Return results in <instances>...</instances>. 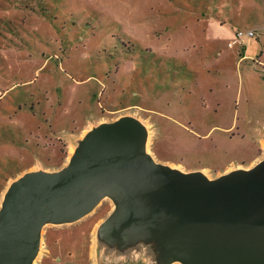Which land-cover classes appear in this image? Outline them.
<instances>
[{"label": "rangeland", "instance_id": "obj_1", "mask_svg": "<svg viewBox=\"0 0 264 264\" xmlns=\"http://www.w3.org/2000/svg\"><path fill=\"white\" fill-rule=\"evenodd\" d=\"M123 116L182 171L215 178L264 158V0H0V204L16 178L59 169L86 132ZM112 207L105 196L44 224L32 264L70 233L109 264L121 247L98 229ZM134 243L136 264H162L154 242ZM74 251L60 264H79Z\"/></svg>", "mask_w": 264, "mask_h": 264}, {"label": "water", "instance_id": "obj_2", "mask_svg": "<svg viewBox=\"0 0 264 264\" xmlns=\"http://www.w3.org/2000/svg\"><path fill=\"white\" fill-rule=\"evenodd\" d=\"M98 233L126 250L155 243L162 264H264V158L208 178L156 161L131 116L86 132L54 171L23 173L0 204V264H32L46 223L74 222L103 197Z\"/></svg>", "mask_w": 264, "mask_h": 264}, {"label": "crops", "instance_id": "obj_3", "mask_svg": "<svg viewBox=\"0 0 264 264\" xmlns=\"http://www.w3.org/2000/svg\"><path fill=\"white\" fill-rule=\"evenodd\" d=\"M261 133L264 132V122H263V127L260 131ZM260 133V134H261ZM258 144L260 147H264V133H262L261 137H258ZM74 233H70L68 236H61L60 239H56L55 242H52V244H50V250L52 251V253L57 254L54 257H49L44 259V261L42 262V264H60V261L64 258V253H65V248L66 247H72L74 248V257L77 260V262H79V264H83L85 262V260H89L90 263L89 264H101V259H99L98 257L94 256L93 254L89 255V257H87L85 255V253L79 249V245L77 246L76 243L72 245V241L74 239H78L75 238L76 236H74ZM69 236L71 238V240L69 239ZM47 252H49L48 249H46ZM84 253V254H83ZM112 254V253H111ZM116 256L109 255L110 256L108 261L109 264H136V260H134L133 256H130V254L128 255V252H116L115 253ZM67 256H69L67 254ZM116 257V258H115ZM128 260V262L126 263V261ZM65 264H72L71 262H66Z\"/></svg>", "mask_w": 264, "mask_h": 264}, {"label": "built area", "instance_id": "obj_4", "mask_svg": "<svg viewBox=\"0 0 264 264\" xmlns=\"http://www.w3.org/2000/svg\"><path fill=\"white\" fill-rule=\"evenodd\" d=\"M253 35V31H251V30H247V31H238L237 32V36H239V37H242V36H252Z\"/></svg>", "mask_w": 264, "mask_h": 264}, {"label": "flooded vegetation", "instance_id": "obj_5", "mask_svg": "<svg viewBox=\"0 0 264 264\" xmlns=\"http://www.w3.org/2000/svg\"><path fill=\"white\" fill-rule=\"evenodd\" d=\"M67 164V163H66Z\"/></svg>", "mask_w": 264, "mask_h": 264}]
</instances>
